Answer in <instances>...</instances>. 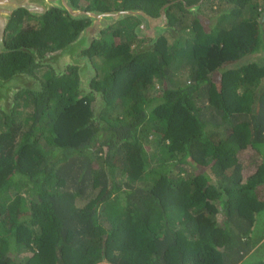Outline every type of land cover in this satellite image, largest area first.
<instances>
[{"label":"trees","instance_id":"16d2710c","mask_svg":"<svg viewBox=\"0 0 264 264\" xmlns=\"http://www.w3.org/2000/svg\"><path fill=\"white\" fill-rule=\"evenodd\" d=\"M120 1H175L178 35L138 53L135 16L104 32L87 50L98 116L76 65L0 110V264H264V0ZM17 21L2 79L41 67L21 47L43 57L77 35L54 9Z\"/></svg>","mask_w":264,"mask_h":264},{"label":"flooded vegetation","instance_id":"af4514ba","mask_svg":"<svg viewBox=\"0 0 264 264\" xmlns=\"http://www.w3.org/2000/svg\"><path fill=\"white\" fill-rule=\"evenodd\" d=\"M37 2L35 7V12H29L28 10L24 8H19L15 10L7 24L5 34L8 32H12V28H10V21L14 18L17 19L18 28L17 30H24L29 27H35L36 24H38V20L40 17H42L44 14H46L49 11H52V9L59 11L62 16H68L69 18H72L73 20H76L77 27H75L77 31V35L74 38L76 40L78 37H84L86 39V45L85 48L81 49L78 53V56L82 59L84 57H87L89 50L94 43L99 42L98 40L104 35V32L108 30L109 28H114L116 25L119 24V22L123 21L124 16L122 15V18H118L116 15H112L114 13H117L118 11H125V9L121 8L119 3H121L120 0H35ZM39 6H45L47 7L44 12H41ZM194 6V5H192ZM72 8L73 11H79V13H75V15H72L66 8ZM163 7V6H162ZM162 7L159 10L158 15H150L142 10H140L143 14H139L135 16V20L133 19V22H130L132 32L139 38L140 43L142 44V48H144L143 52H147L149 50H152V47H155V44L157 40L160 38L161 35L167 36L171 35L172 32H169V28H173V26L169 25V21L164 19L162 17ZM106 13H111L110 15H107ZM127 23H123V26H125ZM118 27V26H117ZM153 30L152 35H144L146 30ZM175 30V28H173ZM176 31V30H175ZM178 33V31H177ZM174 35V34H172ZM171 35V36H172ZM148 40L144 41V40ZM72 40L71 42H73ZM69 42V43H71ZM69 43L65 44L68 45ZM140 44H138L139 46ZM149 46V47H147ZM63 48V47H61ZM60 48V49H61ZM35 49V48H34ZM141 49V48H140ZM140 49H137L139 51ZM59 50V49H56ZM53 50V51H56ZM53 51H49L46 53H50ZM45 53V54H46ZM38 54V51H37ZM39 56V54H38ZM41 58V57H39ZM91 60V59H90ZM82 63V62H81ZM92 63V61H91ZM84 65V74L85 78L89 79V86L92 90L99 92V90L93 88L91 86V81L94 77L97 76V70L94 69L93 63L92 66L86 61H83ZM41 67L38 69L36 68L35 71H32V74L37 77L39 80L41 79V76L44 71L46 70H54V68L51 67V69L47 66L40 65ZM74 66V65H67ZM45 68V70L43 69ZM77 71L79 72V66L76 65ZM65 71V70H64ZM63 71V72H64ZM63 72L56 73L60 75ZM92 96V91L88 92V94L81 95L79 97L84 96ZM16 96V94H15ZM93 97L96 96L93 94ZM97 100V97L96 99ZM93 100V102L95 101ZM99 100V99H98ZM92 102V103H93ZM99 103V102H98Z\"/></svg>","mask_w":264,"mask_h":264},{"label":"water","instance_id":"95a60500","mask_svg":"<svg viewBox=\"0 0 264 264\" xmlns=\"http://www.w3.org/2000/svg\"><path fill=\"white\" fill-rule=\"evenodd\" d=\"M175 2V1H174ZM169 2L162 7V17L166 19L165 10L168 6L174 3ZM37 2L35 0H0V53L8 52L9 49L5 46V30L9 19L12 13L19 9L24 8L29 12H35ZM40 11L44 12L47 7L39 6ZM190 9H193L194 6H189ZM72 15L75 13H79V11H73L72 8H66ZM110 15L111 13H106ZM139 14H143L140 10H125L118 11L112 15H116L118 18H122V15H132L137 16ZM169 32H172L174 36L177 35V32L173 28H169ZM86 39L84 37H78L73 42L64 46L63 48L46 53L43 57L39 58L37 52L32 47H21L19 50H22L28 54H30L35 62H39L41 65H49L54 68L58 73L65 70L67 65H78L79 66V87H78V96H81L85 93V90H92L89 86V79L85 78L84 74V65L83 61L86 60L91 66V61L88 57H84L83 59L78 56V53L81 49L85 48ZM144 51V48H141L139 52ZM82 62V63H81ZM40 88V80L35 79L34 76L29 75L27 73H17L7 79L0 78V109L9 113L14 105L15 94H17L20 90L32 89L38 90ZM92 93L99 94V106L103 107V98L101 92H97L92 90ZM94 103V102H93ZM93 103L92 108H93ZM100 108V109H101ZM95 116H98V113L95 110Z\"/></svg>","mask_w":264,"mask_h":264},{"label":"rangeland","instance_id":"374dc122","mask_svg":"<svg viewBox=\"0 0 264 264\" xmlns=\"http://www.w3.org/2000/svg\"><path fill=\"white\" fill-rule=\"evenodd\" d=\"M213 2H214V0H213ZM212 3V2H211ZM207 14V13H206ZM196 15L199 17V18H201V20H203V21H206L207 23L209 22L208 21V17L207 16H205V15H203L202 14V12H196ZM146 30V29H145ZM145 34L144 35H152V33H153V30H151V29H149V30H146V32H144ZM177 35H178V33H177ZM176 35V36H177ZM167 37H168V40L169 41H171V38L169 37V35H167ZM137 40H136V42L135 43H133L132 44V47H133V50L135 49V50H137V49H140V48H142V44L140 43V40H139V38H136ZM144 41H147L148 42V40H144ZM138 44H140L139 46H138ZM147 47H149V46H147ZM247 60H254V59H252V57L250 58V57H248L247 58ZM257 61H259L258 59H257ZM45 70V69H44ZM55 72L56 73H58L56 70H55ZM62 72V71H61ZM34 78L35 79H38L37 77H35L34 76ZM39 80V79H38ZM92 90H90L89 89V91H87V90H85V93L83 94V95H85V94H88V92H91ZM95 96L96 97H99V94H95ZM96 97H95V99H96ZM99 100H98V98H97V100H95L94 101V103H93V109L94 110H96V112L98 113L99 111H100V106L98 105L99 103ZM1 110V109H0ZM1 111H3V110H1ZM3 112H5V111H3ZM257 223H258V225L259 226H261L262 224H264V211L262 212V213H260L258 216H257ZM260 243H262L261 244V249H260V251L256 254V256L257 257H259V255L260 254H263V252H264V239L260 242ZM259 246H260V244H259Z\"/></svg>","mask_w":264,"mask_h":264},{"label":"clouds","instance_id":"9594fccd","mask_svg":"<svg viewBox=\"0 0 264 264\" xmlns=\"http://www.w3.org/2000/svg\"><path fill=\"white\" fill-rule=\"evenodd\" d=\"M63 71H64V70H63ZM63 71H62V72H63Z\"/></svg>","mask_w":264,"mask_h":264}]
</instances>
